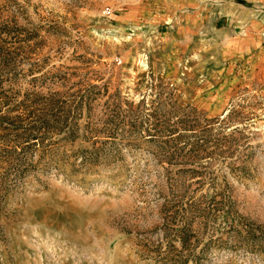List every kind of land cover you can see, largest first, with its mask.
<instances>
[{
  "label": "rangeland",
  "instance_id": "374dc122",
  "mask_svg": "<svg viewBox=\"0 0 264 264\" xmlns=\"http://www.w3.org/2000/svg\"><path fill=\"white\" fill-rule=\"evenodd\" d=\"M235 4L0 0V264H264Z\"/></svg>",
  "mask_w": 264,
  "mask_h": 264
},
{
  "label": "crops",
  "instance_id": "0c3cea01",
  "mask_svg": "<svg viewBox=\"0 0 264 264\" xmlns=\"http://www.w3.org/2000/svg\"><path fill=\"white\" fill-rule=\"evenodd\" d=\"M246 2L250 5L244 4L243 0H238V4L232 7L235 13H248L250 18L248 21L247 19L243 21L246 23L245 29L238 36L226 37L230 39L240 38L235 43L236 50L226 56V62L233 66L245 61V64L247 63L248 66L252 67L250 70L254 74L253 78L264 80V39L260 33V29L264 28V0H246Z\"/></svg>",
  "mask_w": 264,
  "mask_h": 264
}]
</instances>
